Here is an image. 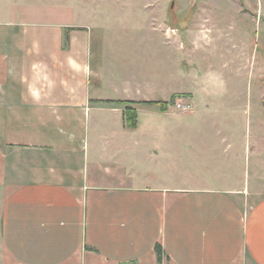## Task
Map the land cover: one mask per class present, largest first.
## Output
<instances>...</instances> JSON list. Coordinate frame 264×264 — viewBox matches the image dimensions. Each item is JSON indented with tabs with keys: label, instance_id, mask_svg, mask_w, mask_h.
<instances>
[{
	"label": "crops",
	"instance_id": "crops-1",
	"mask_svg": "<svg viewBox=\"0 0 264 264\" xmlns=\"http://www.w3.org/2000/svg\"><path fill=\"white\" fill-rule=\"evenodd\" d=\"M23 3L0 0L2 264H264V198L247 212L226 188L252 150L229 143L220 166L193 144L198 164L223 173L222 188L140 179L134 151L158 153L138 106L152 103L150 90L142 101L115 95L114 75L94 64L95 28L25 22L14 13ZM168 27L159 26L165 47ZM119 101L138 103L136 129ZM257 141L253 160L264 135Z\"/></svg>",
	"mask_w": 264,
	"mask_h": 264
},
{
	"label": "rangeland",
	"instance_id": "rangeland-1",
	"mask_svg": "<svg viewBox=\"0 0 264 264\" xmlns=\"http://www.w3.org/2000/svg\"><path fill=\"white\" fill-rule=\"evenodd\" d=\"M14 13L25 22L94 27V64L105 76L114 75L115 95L142 101L150 90L145 99L168 104L166 112L150 102L138 104L143 131H151L158 152L134 151L140 179L170 189L222 188L216 180L223 173L215 175L207 161L198 164L193 144L210 150L211 163L218 165L229 143L237 146L231 150L246 145L252 151L240 166L248 172H233L226 188L247 212L264 198V150L253 160L257 138L264 135V0H24ZM163 25L169 26L171 49L164 45ZM178 100L192 103L193 110L174 109ZM193 112L196 119L188 123Z\"/></svg>",
	"mask_w": 264,
	"mask_h": 264
},
{
	"label": "trees",
	"instance_id": "trees-1",
	"mask_svg": "<svg viewBox=\"0 0 264 264\" xmlns=\"http://www.w3.org/2000/svg\"><path fill=\"white\" fill-rule=\"evenodd\" d=\"M124 106V122L125 125L130 129H136L138 126V112H137V104L133 101H119L117 102ZM150 105H158L160 107L161 112H166L168 104L166 103H151ZM157 255L159 260H161L163 255V250L160 245L156 247Z\"/></svg>",
	"mask_w": 264,
	"mask_h": 264
},
{
	"label": "built area",
	"instance_id": "built-area-1",
	"mask_svg": "<svg viewBox=\"0 0 264 264\" xmlns=\"http://www.w3.org/2000/svg\"><path fill=\"white\" fill-rule=\"evenodd\" d=\"M173 108L182 112H189L193 110V106L191 103H187L181 100L175 102Z\"/></svg>",
	"mask_w": 264,
	"mask_h": 264
}]
</instances>
